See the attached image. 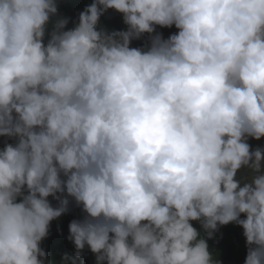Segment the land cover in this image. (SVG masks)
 Listing matches in <instances>:
<instances>
[{"label":"clouds","instance_id":"clouds-1","mask_svg":"<svg viewBox=\"0 0 264 264\" xmlns=\"http://www.w3.org/2000/svg\"><path fill=\"white\" fill-rule=\"evenodd\" d=\"M109 9L126 29L98 27ZM57 13L0 0V264H45L69 197L66 264L86 246L95 264H221L207 239L229 223L264 264V0H93L49 31Z\"/></svg>","mask_w":264,"mask_h":264},{"label":"rangeland","instance_id":"rangeland-1","mask_svg":"<svg viewBox=\"0 0 264 264\" xmlns=\"http://www.w3.org/2000/svg\"><path fill=\"white\" fill-rule=\"evenodd\" d=\"M93 0H57L58 13L57 16L51 18L49 24V31L51 30V24L59 17H66L69 19L67 28H72L74 22L78 20V14L87 5H90ZM98 27L106 28L109 31L112 30H124L126 25L123 23L122 14L115 10L109 9L100 17ZM178 29L173 25L172 27H156V32L162 34L163 38L167 39L170 35L176 33ZM48 36H45V43ZM149 43V35L145 34L139 39H134L130 47L143 48ZM5 143H15L14 139L0 136V149H3ZM250 146L255 149L256 147L264 148V137L260 140L252 138L248 139ZM254 173L248 168H242L237 173V179L244 182H250ZM50 203L55 207L58 202L51 196L48 197ZM19 202V198L18 201ZM83 211L81 206L76 205L75 201L69 197L68 211L62 214L59 218L50 222L49 234L41 241L40 248L47 254V260L45 264H66L62 260L65 253L73 255L75 253L74 244L67 238L69 235L68 225L73 219H82ZM241 218H246L243 214ZM201 236L206 238L201 225L198 221L191 222ZM209 251L212 253L213 258L219 260L221 264H244L246 258L247 246L245 237L243 236L242 227L235 223H229L227 225L218 226V230L214 233L213 238L207 239ZM95 254L86 246L82 250L81 259L77 261V264H95Z\"/></svg>","mask_w":264,"mask_h":264}]
</instances>
